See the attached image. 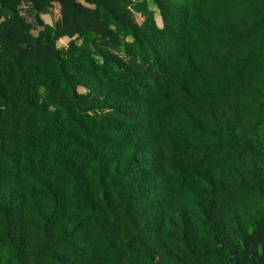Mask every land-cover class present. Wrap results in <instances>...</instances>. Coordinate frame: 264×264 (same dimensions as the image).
I'll list each match as a JSON object with an SVG mask.
<instances>
[{
    "label": "trees",
    "instance_id": "obj_1",
    "mask_svg": "<svg viewBox=\"0 0 264 264\" xmlns=\"http://www.w3.org/2000/svg\"><path fill=\"white\" fill-rule=\"evenodd\" d=\"M0 264H264V0H0Z\"/></svg>",
    "mask_w": 264,
    "mask_h": 264
},
{
    "label": "rangeland",
    "instance_id": "obj_2",
    "mask_svg": "<svg viewBox=\"0 0 264 264\" xmlns=\"http://www.w3.org/2000/svg\"><path fill=\"white\" fill-rule=\"evenodd\" d=\"M52 12H53V17H54V20L56 22V26L57 27H62L63 26V23H64V12H63V9L62 7H60L59 5H52ZM136 19L137 21L141 22L142 19L139 15H136ZM47 21H49L47 19ZM157 21L160 22L159 18L157 17ZM66 40H62L59 42V45H66Z\"/></svg>",
    "mask_w": 264,
    "mask_h": 264
}]
</instances>
